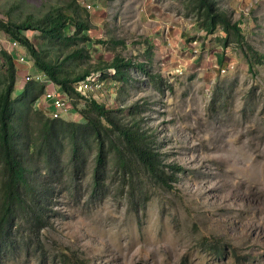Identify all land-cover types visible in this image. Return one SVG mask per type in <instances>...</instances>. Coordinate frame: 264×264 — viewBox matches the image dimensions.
<instances>
[{
    "label": "rangeland",
    "instance_id": "obj_1",
    "mask_svg": "<svg viewBox=\"0 0 264 264\" xmlns=\"http://www.w3.org/2000/svg\"><path fill=\"white\" fill-rule=\"evenodd\" d=\"M71 1L0 0V17L19 23ZM74 1L91 24V57L64 60L66 71L120 55L160 75L155 84L132 68L129 83L108 76L85 95L125 111L142 105L154 147L177 169L174 176L167 169V182L143 171L125 187L115 178L104 196L91 195L88 174L77 191L57 190L36 239H19L0 264H264V0H216L232 23L240 21L243 44L233 34L225 41L221 29L199 30L189 0H99L91 11ZM5 34L0 29V39ZM25 35L52 58L71 52L38 30ZM30 61L17 63L15 96L26 73H38ZM2 64L0 56V89ZM72 100L64 118L77 121L85 99Z\"/></svg>",
    "mask_w": 264,
    "mask_h": 264
},
{
    "label": "trees",
    "instance_id": "obj_2",
    "mask_svg": "<svg viewBox=\"0 0 264 264\" xmlns=\"http://www.w3.org/2000/svg\"><path fill=\"white\" fill-rule=\"evenodd\" d=\"M189 1L198 15L199 30L211 35L221 29L225 41L233 34L238 44H243L240 21L232 23L216 0ZM68 6L67 10L53 7L42 17L29 16L19 23L0 17V29L28 50L35 71L44 73L69 97L85 99L79 120L51 118L33 106L44 93V85L29 81L20 95H14L17 64L6 50L0 52L5 67L0 89V257L14 252L19 239L33 242L37 231L49 221L55 192L65 188L77 191L87 174L91 195L104 196L115 178L125 187L127 180L139 178L143 171L167 182L171 176L168 170L174 176L177 169L165 165L154 147L151 134L142 125V105L135 103L127 111L114 109L76 90L75 84L93 72H99L101 80L111 76L114 83H129L131 69L137 68L155 84L162 80L160 75H151L144 64L120 55L77 74L66 71L64 60L91 57L87 43L92 41L88 34L91 24L79 12L78 3L72 0ZM27 30H38L49 44L70 47L71 52L62 60L52 58L35 47L25 35ZM248 48L251 58L259 57ZM138 194L140 202H146L142 185Z\"/></svg>",
    "mask_w": 264,
    "mask_h": 264
},
{
    "label": "built area",
    "instance_id": "obj_3",
    "mask_svg": "<svg viewBox=\"0 0 264 264\" xmlns=\"http://www.w3.org/2000/svg\"><path fill=\"white\" fill-rule=\"evenodd\" d=\"M98 2L99 0H81L80 4L91 11L95 10ZM5 42H7V47L4 46ZM22 48L23 45L7 33L3 39H0V52L6 50L8 54L12 56L16 64H30V56L25 54ZM110 73H113V71H110ZM25 81H35L46 85L42 96L37 98L33 103L35 108H41L51 118H64L65 115L69 114L72 108V98L55 86L54 83L44 73L38 71L37 74L33 75L30 71H28L25 75ZM101 82L102 80L100 79V73L93 72L76 83L75 87L77 91L85 95V93L88 91L98 90L101 86ZM49 84H52L53 86L50 87ZM42 105L44 107H42Z\"/></svg>",
    "mask_w": 264,
    "mask_h": 264
},
{
    "label": "crops",
    "instance_id": "obj_4",
    "mask_svg": "<svg viewBox=\"0 0 264 264\" xmlns=\"http://www.w3.org/2000/svg\"><path fill=\"white\" fill-rule=\"evenodd\" d=\"M6 33V32H5ZM36 72H38V71H36Z\"/></svg>",
    "mask_w": 264,
    "mask_h": 264
},
{
    "label": "water",
    "instance_id": "obj_5",
    "mask_svg": "<svg viewBox=\"0 0 264 264\" xmlns=\"http://www.w3.org/2000/svg\"><path fill=\"white\" fill-rule=\"evenodd\" d=\"M138 264H141V263H138Z\"/></svg>",
    "mask_w": 264,
    "mask_h": 264
}]
</instances>
